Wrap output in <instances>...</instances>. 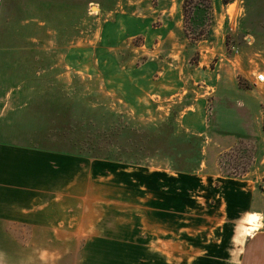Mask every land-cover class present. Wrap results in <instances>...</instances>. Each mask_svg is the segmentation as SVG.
<instances>
[{
  "label": "crops",
  "instance_id": "1",
  "mask_svg": "<svg viewBox=\"0 0 264 264\" xmlns=\"http://www.w3.org/2000/svg\"><path fill=\"white\" fill-rule=\"evenodd\" d=\"M10 1H27L37 7L40 2L42 8L45 0H0V16ZM121 1L126 3L103 13L95 41L88 40L84 45L85 49H91V56L86 53L82 62L70 64V69L76 67L90 77H100L104 90L122 98L132 112L153 107L155 112L170 113L169 103L191 99L194 103H186L180 110L179 127L198 137V159L190 169L179 171L170 166L120 168L119 163H124L119 161L95 159L94 164L79 155L28 145L14 133L22 127L21 120L19 123L14 116L24 106L9 107L3 101L0 264H60V260H45L59 257L60 252L46 248L44 242L113 239L108 234H97L99 224L92 219L93 202L115 199L124 210L126 193L129 188L138 189L133 184L137 181L150 188V194L155 193L151 202L156 207L158 202L162 203L156 201L158 189L161 191L158 181L171 183L173 175L200 177L201 181L217 184L215 204L217 209L226 206L230 210L226 223L235 225L234 230L246 216H255V220L253 217L248 220L253 229L244 238L240 251L212 252L202 264H264V80H256L257 75L264 76V66L251 63L264 56V51L255 48L260 42L245 39L242 47L231 45L219 31L218 19L207 31L206 39L193 43L199 51V60L193 67L194 76L185 75L189 67L187 49L192 44L183 32L185 0ZM231 3L211 0L214 18L223 5ZM203 11L197 9L196 14L203 17ZM39 16L42 14H35L38 24L43 22ZM139 38L136 44L134 41ZM261 45L258 48L264 50ZM7 48L13 46L0 44V55ZM2 60L0 56V64ZM189 80L194 87L208 92L199 95L194 91L195 95L190 96ZM2 93L12 100V92L0 89ZM204 95L212 100L209 124ZM245 147L252 153L247 167L240 174H223L220 167L223 155L234 150L241 153ZM164 202H168L167 196ZM230 239L233 244V235Z\"/></svg>",
  "mask_w": 264,
  "mask_h": 264
},
{
  "label": "rangeland",
  "instance_id": "2",
  "mask_svg": "<svg viewBox=\"0 0 264 264\" xmlns=\"http://www.w3.org/2000/svg\"><path fill=\"white\" fill-rule=\"evenodd\" d=\"M89 1L91 4H87ZM210 1L184 3L183 32L189 42L206 39L207 31L219 19V31L231 45L241 46L245 39H254L264 46V0H229L232 3L222 4L216 19ZM124 3L45 0L41 8L40 2L37 7L27 1H10L0 16V44L13 48L3 49L0 55V89L12 92V100L2 93L0 103L7 101L9 107L22 104L26 108L14 116L22 123L14 133L28 145L79 155L94 164L95 159H102L94 156H107L124 163H119L120 168L140 165L190 169L195 162L187 159L198 155L193 149L198 137L184 132L179 121L180 110L186 103H194L191 99L169 103L170 113L155 112L153 107L132 112L122 98L104 90L100 77H90L76 67L70 69V64L82 62L86 53L91 56V49L84 45L88 40L95 41L103 13ZM197 9L204 10L203 17L196 14ZM37 13L42 14V23L35 22ZM140 40L134 42L139 44ZM192 44L187 49L189 67L184 72L189 76H194L193 67L199 60V51ZM260 44L255 48L264 51L258 48ZM5 57L8 59L4 61ZM251 63L264 66V56ZM238 81L243 83L241 78ZM188 86L190 96L195 95L194 91L199 95L208 92L194 87L191 80ZM204 96L209 124L212 100ZM251 157L247 147L241 153H225L220 160L223 174H240ZM170 178L171 183L164 179L157 183L161 191L158 189L156 201L162 203L156 207L151 202L155 193L150 194V188L137 181H131L138 189L129 188L124 210L115 199L93 202L92 219L99 224L97 234H108L113 239L46 241L45 247L56 249L60 256L45 260H60V264H202L212 252L240 251L253 229L248 220H255V216H246L234 230L235 225L226 223L230 210L226 206L217 209L215 204L217 184L201 181L200 177Z\"/></svg>",
  "mask_w": 264,
  "mask_h": 264
},
{
  "label": "trees",
  "instance_id": "3",
  "mask_svg": "<svg viewBox=\"0 0 264 264\" xmlns=\"http://www.w3.org/2000/svg\"><path fill=\"white\" fill-rule=\"evenodd\" d=\"M188 0H185V3L187 2ZM229 2V0H224V3L226 4V3H228ZM198 140V145L197 146H195V147H193V149L195 150V151H198V155H199V152H200V146H199V139H197ZM198 155L193 159H187V160H191V161H194L195 162V160L196 159H198ZM94 158H102V159H104V160H111V161H116V160H112L110 157H107V156H104V157H96V156H94ZM173 170H176V171H179V170H184V168H175L174 166H170Z\"/></svg>",
  "mask_w": 264,
  "mask_h": 264
},
{
  "label": "built area",
  "instance_id": "4",
  "mask_svg": "<svg viewBox=\"0 0 264 264\" xmlns=\"http://www.w3.org/2000/svg\"><path fill=\"white\" fill-rule=\"evenodd\" d=\"M256 80H257L258 82H263V80H264V76H263L262 74H259V75L256 76Z\"/></svg>",
  "mask_w": 264,
  "mask_h": 264
}]
</instances>
